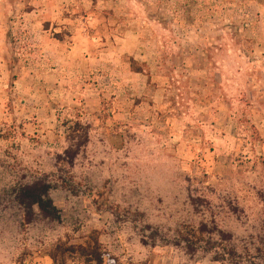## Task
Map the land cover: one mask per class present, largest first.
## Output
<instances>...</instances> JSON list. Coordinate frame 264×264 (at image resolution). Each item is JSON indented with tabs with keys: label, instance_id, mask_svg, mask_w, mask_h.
Returning a JSON list of instances; mask_svg holds the SVG:
<instances>
[{
	"label": "rangeland",
	"instance_id": "374dc122",
	"mask_svg": "<svg viewBox=\"0 0 264 264\" xmlns=\"http://www.w3.org/2000/svg\"><path fill=\"white\" fill-rule=\"evenodd\" d=\"M95 244L264 264V0H0V264Z\"/></svg>",
	"mask_w": 264,
	"mask_h": 264
},
{
	"label": "trees",
	"instance_id": "16d2710c",
	"mask_svg": "<svg viewBox=\"0 0 264 264\" xmlns=\"http://www.w3.org/2000/svg\"><path fill=\"white\" fill-rule=\"evenodd\" d=\"M48 188L46 184L40 182L24 185L18 193L20 203L29 211L36 206L45 216L55 218L57 216V210L51 198L48 196ZM87 259L91 263H103V257L97 244L90 249Z\"/></svg>",
	"mask_w": 264,
	"mask_h": 264
}]
</instances>
